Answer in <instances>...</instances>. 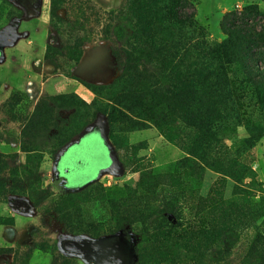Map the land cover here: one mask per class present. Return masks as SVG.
<instances>
[{
  "label": "rangeland",
  "instance_id": "374dc122",
  "mask_svg": "<svg viewBox=\"0 0 264 264\" xmlns=\"http://www.w3.org/2000/svg\"><path fill=\"white\" fill-rule=\"evenodd\" d=\"M181 1L196 14L212 45L204 54L203 48H189L184 65L176 71L184 92L198 97L199 114L166 132L152 125L142 130L119 122L109 125L123 174H106L74 192L56 179L57 155L102 115L96 114L99 99L91 86L108 87L120 80L127 45L134 42V18L118 14L127 0H0V156L7 168L0 170V205H10L14 193L25 188V196H15L29 200L36 227L29 247L0 250L14 255L12 264H87L74 254L107 264L96 259L88 243L93 242L94 253L105 255L111 252L109 242L123 236L132 245L128 264H252L247 257L250 243L256 235H264V0ZM234 43L238 53L230 56ZM216 62L226 65L231 81L228 101L235 110L225 118L221 116L225 112L217 115L210 109V103L220 99L211 94L208 77V65ZM139 65L152 70L146 61ZM66 94L95 101L87 117L55 107L53 117L61 131L73 117L76 126L71 131L79 134L62 146L54 124L48 122L38 140L46 151L24 153L22 132L36 107ZM199 136L204 139L205 163L187 154L190 147L199 146ZM186 158L188 162L182 161ZM62 161L61 177L70 179V187L98 175L109 164L99 131L84 137ZM236 163L251 169V180L238 184L211 168ZM142 174V190L133 194ZM213 188L222 191L228 203L216 215L211 211ZM120 199L137 205L144 221L135 208L127 209L136 222L114 229L111 205ZM233 199L237 210L229 207ZM242 212L249 216L238 224L234 215ZM10 223L11 218H0V224ZM211 223L221 224L220 238L218 231L205 233L203 239L183 231L189 225L206 231ZM64 234L84 237L86 242L67 244L62 256L57 243ZM108 259V264L122 262L117 250Z\"/></svg>",
  "mask_w": 264,
  "mask_h": 264
},
{
  "label": "trees",
  "instance_id": "16d2710c",
  "mask_svg": "<svg viewBox=\"0 0 264 264\" xmlns=\"http://www.w3.org/2000/svg\"><path fill=\"white\" fill-rule=\"evenodd\" d=\"M118 14L134 18L132 37L134 42L132 41L127 45L126 65L120 80L108 87L91 86L92 92L99 99L97 104L100 108L96 110V114L105 115L110 127L119 122L121 125L131 127L133 130H142L146 126L152 125L160 131L166 132L179 121L192 122L199 114L200 102H198L196 95L193 99L184 92L182 81L176 78L178 76L176 71L184 65L189 48H203L200 49V52L204 54L212 47L205 40L206 33L198 25L196 14L189 12V5L181 0H127L125 7ZM131 18L129 20H133ZM233 32L239 31L234 30ZM232 48L233 51L230 56H235L238 53V46L234 43ZM75 61L77 62V60ZM142 61H146L152 70L141 68L139 62ZM183 75L184 77L196 78L193 73H183ZM208 75L211 82V94L220 98L210 103V109L217 115L225 112L226 114L221 116H224L223 118L228 117L229 111L234 112L235 106L228 101L230 92L227 88L231 81L227 67L221 62L210 63L208 65ZM220 95H223L226 100L223 101ZM94 102L88 103L77 94L58 95L41 101L23 129L22 151L29 155L46 151L45 148L38 145V140L43 138L41 131L48 129V122L54 124L53 129L60 136V144L63 146L69 143L79 134L71 131V128L76 126L73 123V117L66 123V131L62 132L53 117L56 112L55 107L59 111L75 110V113L82 112L87 117V113L90 114V111L94 108ZM201 128L204 129L203 126ZM198 139L199 146L190 147L187 154L188 157H193L205 163L206 148L201 146L204 139L200 136ZM110 140L112 143L111 137ZM182 161L188 162L189 158ZM211 168L223 177L233 179L238 184H241L240 182L247 178L251 180L253 177L251 169L244 164L236 163L233 164V167L211 166ZM5 169L7 168L5 162H3V156H0V170ZM143 179L144 174H142L139 185L133 194L141 192ZM221 182L223 181L221 180ZM214 189L217 188H213L212 191L214 204L211 211L216 215L228 203L223 198L222 191L218 190L216 193ZM0 194L3 195V193ZM25 194L26 189L22 188L19 193H14V196H25ZM234 197L236 198V196ZM125 202V199L112 201V212L116 224L114 229L116 230H119L127 222H130L128 224L136 222L133 219L135 214H138L144 221V212L139 211L138 213L136 210L137 205L132 206V202L129 204ZM236 205L238 203L235 199L229 203V207L234 210H237ZM132 208H135V214L133 215L127 210ZM201 214H199V218ZM234 216L239 219L238 224H243L241 220H246L249 215L242 212ZM241 216L244 218H241ZM220 225L219 223L216 225L211 223V227L206 231H203V229L195 230L189 225L183 231L190 237L200 239L204 238L205 233L218 231L216 235L217 238H220V231H222ZM158 230L155 229L154 231ZM140 257L144 259L143 254ZM247 257L252 264H264V235L258 234L252 239Z\"/></svg>",
  "mask_w": 264,
  "mask_h": 264
},
{
  "label": "crops",
  "instance_id": "0c3cea01",
  "mask_svg": "<svg viewBox=\"0 0 264 264\" xmlns=\"http://www.w3.org/2000/svg\"><path fill=\"white\" fill-rule=\"evenodd\" d=\"M9 201L11 206L0 205V218H11L14 223L0 224V250L12 249L15 245L29 247L33 241L32 233L36 229L31 203L26 197L19 196H13ZM67 238L68 235L64 234L57 243V250L62 256L61 246ZM13 259V254H0V264H12Z\"/></svg>",
  "mask_w": 264,
  "mask_h": 264
},
{
  "label": "water",
  "instance_id": "95a60500",
  "mask_svg": "<svg viewBox=\"0 0 264 264\" xmlns=\"http://www.w3.org/2000/svg\"><path fill=\"white\" fill-rule=\"evenodd\" d=\"M95 129L99 131V136L102 139V141L105 143L108 149V158H109V164L104 167L98 175H96L93 179H91L88 182L80 183V184H75L71 185L70 189L74 192L81 191L84 188H86L88 185L94 183L96 180L100 179L102 176L106 174H112L113 176H121L124 172V167L122 163L119 161V159L116 156L114 146L112 145L110 139H109V132H110V127H109V121L105 115H100L97 122L89 126L85 131L81 133V135L75 139L72 140L69 144H67L64 148L61 149L59 154L57 155L56 162L59 163L64 156L67 154V152L73 148L74 146L78 145L81 143L82 139L92 133ZM86 239L84 237H72V238H67V241L62 244L61 246V251L62 254L65 256L67 253V250L65 249V246L70 243L74 244H83Z\"/></svg>",
  "mask_w": 264,
  "mask_h": 264
},
{
  "label": "flooded vegetation",
  "instance_id": "af4514ba",
  "mask_svg": "<svg viewBox=\"0 0 264 264\" xmlns=\"http://www.w3.org/2000/svg\"><path fill=\"white\" fill-rule=\"evenodd\" d=\"M62 160L59 163H55L56 179L60 178V180H62L63 183H65V186L70 188V179L61 177V172L63 170V161ZM69 174H70V172L67 175H69ZM84 242H86V241H84ZM83 244H80V246H82ZM90 244H93V242L92 243H88V247L87 248L90 249L89 251H91L93 254L96 255V259L98 261H102V262L108 264L110 262L108 258H110L112 252L114 251V253H115L116 250L118 251V255L120 256V258L122 259L121 264H128V263H126L127 262L126 259H133L132 245H131L128 237H126V236L117 237L116 240H113L112 242H109L108 245L110 247L109 250L111 249V252L109 254H105V255H99V253H94V250L92 249ZM65 249L67 250V246H65ZM74 255L79 256L87 264H96V262H95L96 260L93 259V257H86L83 254H74ZM98 257L100 259H98Z\"/></svg>",
  "mask_w": 264,
  "mask_h": 264
}]
</instances>
